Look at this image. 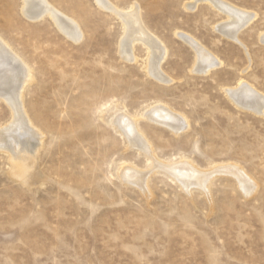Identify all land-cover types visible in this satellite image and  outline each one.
I'll list each match as a JSON object with an SVG mask.
<instances>
[{
    "label": "rangeland",
    "instance_id": "obj_1",
    "mask_svg": "<svg viewBox=\"0 0 264 264\" xmlns=\"http://www.w3.org/2000/svg\"><path fill=\"white\" fill-rule=\"evenodd\" d=\"M52 1L80 22L81 41L48 17L32 20L23 0H0V35L34 68L23 103L42 133L26 176L15 175L11 153L0 148V264H264V113L225 92L245 78L264 94V0H229L256 14L240 32L245 46L214 28L224 17L204 3L112 0L125 9L140 4L166 42L162 67L172 80L164 82L146 74L142 43L137 61L122 58L117 16L94 0ZM176 31L199 38L222 65L192 71L194 50ZM158 103L185 115L189 127L175 134L145 118ZM120 108L139 117L161 160L186 157L201 170L233 163L256 190L247 195L234 174L221 173L208 194L188 192L157 171L147 196L118 173L127 164L148 169L112 124ZM11 120L0 98V128Z\"/></svg>",
    "mask_w": 264,
    "mask_h": 264
},
{
    "label": "bare ground",
    "instance_id": "obj_2",
    "mask_svg": "<svg viewBox=\"0 0 264 264\" xmlns=\"http://www.w3.org/2000/svg\"><path fill=\"white\" fill-rule=\"evenodd\" d=\"M23 1L22 11L32 20L48 17L61 32L74 42L83 39L85 34L80 22L57 6L55 1ZM94 1L100 8L110 11L123 23L124 31L119 41L118 50L122 58L127 61H137L138 55L135 52V45L140 42L147 49V58L144 61L146 74L155 79L163 80V82L171 81V77L162 67L168 56L169 47L145 23L144 18H142L143 15H141L140 4L135 2L128 9H125L112 0ZM200 3L210 6L224 17L222 22L215 25L214 28L217 31L224 37L238 41L245 46L240 38V32L255 19V12L229 0H191L185 6L189 9L195 8ZM176 35L194 50L195 60L192 71L207 74L222 65L223 61L218 54L208 48L196 36L184 31H176ZM260 39L264 41V35ZM35 77L34 68L29 61L17 53L12 44L0 35V98L8 103L12 112V120L0 128V148L11 153L9 159L13 172L20 176H26L29 173L31 153L36 152L37 142L38 144L42 143V133L33 125L23 103L25 88ZM225 92L234 104L256 113H264V94L245 78H240L235 88H226ZM122 110L120 108L113 114L112 124L126 139L129 147H133L145 155L148 161V169L141 170L132 164H127L121 166L118 173L127 183L136 185L147 196L152 193L149 183L151 175L157 171H163L168 177L175 180L183 190L188 192H191L192 188L198 187L208 194L211 180L215 175L221 173L234 174L241 189L247 195H251L256 190L257 185L253 179L233 163L217 165L209 170H201L186 157H182L179 161L161 160L153 142L139 123V117ZM143 116L156 124L169 128L175 134H179L189 127V120L185 115L174 112L162 103L148 108Z\"/></svg>",
    "mask_w": 264,
    "mask_h": 264
}]
</instances>
